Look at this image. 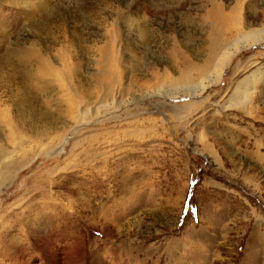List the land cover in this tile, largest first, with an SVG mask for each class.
I'll return each mask as SVG.
<instances>
[{"label":"rangeland","instance_id":"rangeland-1","mask_svg":"<svg viewBox=\"0 0 264 264\" xmlns=\"http://www.w3.org/2000/svg\"><path fill=\"white\" fill-rule=\"evenodd\" d=\"M6 2L0 264H264V0Z\"/></svg>","mask_w":264,"mask_h":264},{"label":"bare ground","instance_id":"bare-ground-1","mask_svg":"<svg viewBox=\"0 0 264 264\" xmlns=\"http://www.w3.org/2000/svg\"><path fill=\"white\" fill-rule=\"evenodd\" d=\"M9 2V0H8ZM6 2V3H8ZM19 2V1H18ZM11 3V2H10ZM9 4V3H8ZM218 10V9H217ZM216 15H219L218 13ZM230 17V16H229ZM228 17H226L227 19ZM218 19H223V18H218ZM230 23L231 22V18H229ZM229 23V22H228ZM229 23V24H230ZM233 24V23H232ZM236 27V26H235ZM234 28V25L230 27V31ZM228 43L221 45L220 41H218V43L216 42L213 46V51H214V58H216V62H215V66L211 69L210 74L207 76L206 74L203 75L204 79H208L206 81L201 80L198 82V85H200L201 90L204 89L206 86H208L207 83H215L218 82L219 79L221 78V70L225 67V65L227 64L229 58L235 54L239 49H242L244 47H248V46H253L255 44H260L264 42V24L259 26V27H254L252 29H246L243 25L240 26V29L236 30L235 36L231 39L227 41ZM3 63L6 65V67H12L11 60L9 56H4L2 59ZM0 60V61H1ZM14 65V64H13ZM13 68V67H12ZM16 68V67H14ZM16 70H18L21 74H23V72L19 69L16 68ZM16 71V72H18ZM24 75V74H23ZM18 76V75H17ZM190 75H182L180 77V80L182 81H186L189 78ZM24 77V76H23ZM192 78V76H190ZM7 88V87H6ZM25 88V87H24ZM191 88V87H190ZM197 89V88H196ZM23 93V92H22ZM40 94V93H39ZM36 97V96H35ZM26 98V97H25ZM30 99V97H29ZM240 101V100H239ZM74 103V102H73ZM75 105V104H74ZM5 110L7 111V108H5ZM3 111V110H2ZM6 114V112H5ZM45 115V114H44ZM13 130V129H12ZM14 132V130H13ZM12 134V132H11ZM13 135V134H12ZM14 138V136H12ZM16 138V137H15ZM20 145V146H19ZM17 147V151L20 152L21 150H23V145L24 144H19ZM26 150V149H25ZM15 153V152H13ZM30 153V152H29ZM25 154V153H24ZM36 154V153H35ZM11 155V154H10ZM26 155V154H25ZM27 156V155H26ZM34 156V154H33ZM3 157V156H1ZM6 160L3 161L4 164H2L1 168V172H0V185H4L5 183H7V181L9 182V178L11 176L12 179L14 178V174L15 172L25 164H27L28 162V158H23L22 161H16L14 162L13 159H10L7 157V154L5 155ZM32 158V157H31ZM5 159V158H4ZM51 169V168H50ZM11 180V178H10ZM1 187V186H0ZM35 187V186H34ZM71 192V191H69ZM73 192V191H72ZM43 194H45L43 192ZM70 194V193H69ZM51 196V195H50ZM55 202V201H54ZM102 209V208H101ZM50 210V209H49ZM96 211V210H95ZM48 217V216H47ZM46 217V218H47ZM49 218V217H48Z\"/></svg>","mask_w":264,"mask_h":264}]
</instances>
